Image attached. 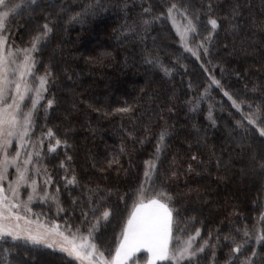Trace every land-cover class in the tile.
I'll return each instance as SVG.
<instances>
[{"label":"trees","instance_id":"trees-1","mask_svg":"<svg viewBox=\"0 0 264 264\" xmlns=\"http://www.w3.org/2000/svg\"><path fill=\"white\" fill-rule=\"evenodd\" d=\"M173 3L198 17V32L190 38L197 58L182 49L172 29ZM11 5L19 8L4 29L8 46L30 47L44 23L52 29L34 52L35 75L47 76L48 87L30 139L42 151L39 162L51 177L48 193L59 204L50 198L36 203L34 216L87 233L94 223L91 207L99 203L97 215L104 208L111 215L100 221L94 238L106 254L114 253L121 221L145 181L146 162H154L149 183L172 197V245L200 230L194 247L204 245V251L192 264H242L246 257L264 264V241L256 239L264 235V171L251 160L264 156V137L247 120L253 113L264 120V0ZM209 19H216L215 30ZM209 32L211 42L204 39ZM123 107L131 110L116 111ZM49 129L67 146L49 153L55 143ZM73 175L77 183L68 185L65 177ZM237 243L241 252L232 253ZM0 264L77 263L60 252L6 239L0 241Z\"/></svg>","mask_w":264,"mask_h":264},{"label":"snow or ice","instance_id":"snow-or-ice-1","mask_svg":"<svg viewBox=\"0 0 264 264\" xmlns=\"http://www.w3.org/2000/svg\"><path fill=\"white\" fill-rule=\"evenodd\" d=\"M0 8L4 9L0 11V240L10 238L13 242L24 241L34 247L56 249L72 257L78 264H192L194 259L198 260V253L204 251V245L194 247L195 236L200 235L199 229L196 230L195 236L189 235L182 243L177 245L171 243L175 225L172 197L163 189H153L149 183L152 180L153 170L156 168L154 162H146L148 167L144 174L145 181L134 192L127 215L121 221L114 253L109 251L106 254L98 247L94 238L95 231L100 227V221H109L111 215L108 208H104L97 215L99 203L91 207L94 223L89 225L87 233L80 228L73 229L67 223L61 230L58 224L47 226L29 218L32 212L29 205L33 199L47 201L50 198L59 204L55 195L50 196L47 191L41 195L37 180L33 178L34 172L36 176L44 175L45 184L51 183V177L46 171L42 173L40 167L33 164V158L41 157L42 151L36 143L31 142L29 137L34 110L43 91H46L44 86L47 82L45 77L40 78L39 86L31 82L35 63L32 53L37 50L40 41L47 37L52 29L49 23H44L43 30L32 37L30 47L7 46L3 30L6 28L10 14L15 12L19 5L9 7L8 0H0ZM177 13L186 21L177 27L181 41L186 42L189 33L198 32L194 22L198 17L190 15L186 6L180 8L173 3L168 9V16L174 26ZM208 22L212 30L217 28L216 19H209ZM204 39L211 42L212 32H209ZM201 47H204L205 52L208 51L203 42ZM165 71L169 70L165 69ZM212 82L217 85L220 83L214 78ZM224 94L228 95L227 92ZM28 99H31V107H27ZM229 99L232 97L229 96ZM52 104L53 101L49 100L48 106L51 107ZM233 105L238 107L235 100ZM130 110V107L116 109L117 112L122 113ZM247 120L249 124L256 126L259 135L264 137V126H261L264 125V120H260L255 113L250 114ZM47 136L55 139V143H50L48 146L49 153H54L62 143L67 146V141L55 138L51 129ZM164 138L165 133L162 132L157 144V153L161 151ZM14 143L17 150L15 154H12L9 149ZM29 145L31 150H25ZM251 160L254 167L264 171V156L257 159L256 155H253ZM115 162L117 161H109V164ZM61 167H64L63 162ZM10 168L15 169V179L9 181L8 188L5 189L2 182L10 175ZM65 179L68 185L77 183L75 175ZM24 187L31 189L26 201L21 199L20 190ZM89 203L91 204V201ZM88 216L89 212H85V221ZM261 218L264 219V214ZM244 235H249L247 229ZM225 238L228 239V237ZM256 239L258 242L264 241V235ZM207 243L208 241H205V245ZM231 252L240 253L241 244H235ZM255 255L253 251L252 256ZM242 264H255V261L252 257H246Z\"/></svg>","mask_w":264,"mask_h":264},{"label":"rangeland","instance_id":"rangeland-1","mask_svg":"<svg viewBox=\"0 0 264 264\" xmlns=\"http://www.w3.org/2000/svg\"><path fill=\"white\" fill-rule=\"evenodd\" d=\"M29 1H33V0H29ZM12 2H13V0H8V6H9V7L12 6V5H11ZM16 2H17V0H16ZM0 11H4V9H3V8H0ZM11 14H12V13H11ZM11 14H10V15H11ZM168 19H169V16H168ZM175 20H176V25H175V26H174V23H173V21H172L171 19H169V22H170V24H171V26H172L173 31L175 32L176 36L178 37V40H179L180 46L182 47V49H183L186 53H188V54H190L191 56L197 58L196 50L191 46V43H190V38H191V34H192V33H189V34H188V37H187L186 42H182L181 39H180V35H179L178 32H177V27L180 26V25H182V24H184V23H186V21L182 20V19H181V16H180L178 13L176 14ZM3 35H4V37H5L6 45L8 46V44H7V39H6V36H5V34H4V30H3ZM34 52H35V51H34ZM34 52L32 53L33 58H34ZM34 61H35V60H34ZM33 73H34L33 76L30 78V79H31V82H32L35 86H39L40 78H41V77H45L47 82H46V84H45L44 87H45L46 90H47V87H48V77H47V76H36V75H35V63H34ZM45 92H46V91H43L42 96H41V98L39 99V101H38V103H37V106H36V108H35V110H34V115L36 114V112L38 111V109L40 108V106H41V104H42V102H43V100H44ZM31 103H32V102H31V99H28V100L26 101L27 107H31ZM31 128H32V127H31ZM30 134H31V130H30V132H29V137H30ZM30 140H31V139H30ZM9 150H10V152H11L12 154H15V152H16V150H17V146L15 145V143L10 147ZM25 150L30 151V150H31V146H30V145L27 146ZM22 151H24V150H22ZM33 164H34V165H38V166L40 167L42 173L45 172L44 169H43V167L41 166V164H40V162H39V159H38L37 157H34V158H33ZM9 173H10V175L8 176V178L5 179V180L2 182L3 187H4L5 189L8 188L9 181L15 179V169H14V168H10V169H9ZM33 178L37 180V186H38V189H39L41 195L44 193V191H47V192H48L49 183H48V184H45V182H44V181H45V177H44V175L36 176L35 173L33 172ZM20 191H21V199L24 200V201H26V200H27V197H28V192L31 191V189H29V188H27V187H24V188H22ZM41 201H44V200H41V199H38V198H37V199H33V201L30 203L29 207L32 209V212L29 214V218H30L32 221H39L40 223L45 224V225H47V226H52L53 224H57V223H54V222H48V221H46V220H43V219H41V218H39V217H35V216H34L33 207H34V205H35L36 203H39V202H41ZM58 225H59V224H58ZM60 227H61V230L64 229L61 225H60ZM196 238H197V236H195V240H196ZM9 239H10V238H9ZM185 240H186V239H185ZM195 240H194V243H195ZM0 241H1V240H0ZM21 242H24V241H21ZM182 242H183V241H182ZM182 242H180V243H182ZM40 247H42V246H40ZM43 248H45V247H43ZM46 249H49V248H46ZM50 250H52V251H56V252H60L59 250H56V249H50ZM60 253H62L63 255H65L66 257L70 258L71 260H73L74 262H76V263L78 264V262H77L76 260H74L72 257H69L66 253H63V252H60Z\"/></svg>","mask_w":264,"mask_h":264}]
</instances>
